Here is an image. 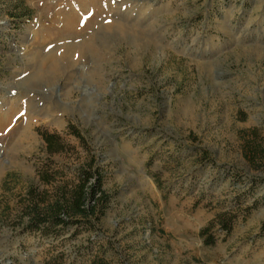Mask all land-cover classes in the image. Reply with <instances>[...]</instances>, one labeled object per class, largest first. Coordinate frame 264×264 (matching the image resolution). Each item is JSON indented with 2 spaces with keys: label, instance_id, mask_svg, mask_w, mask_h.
Wrapping results in <instances>:
<instances>
[{
  "label": "rangeland",
  "instance_id": "obj_1",
  "mask_svg": "<svg viewBox=\"0 0 264 264\" xmlns=\"http://www.w3.org/2000/svg\"><path fill=\"white\" fill-rule=\"evenodd\" d=\"M249 144L264 149V0H0V264H264ZM89 163L101 220L24 231L29 187L53 189L38 168L62 183Z\"/></svg>",
  "mask_w": 264,
  "mask_h": 264
},
{
  "label": "trees",
  "instance_id": "obj_2",
  "mask_svg": "<svg viewBox=\"0 0 264 264\" xmlns=\"http://www.w3.org/2000/svg\"><path fill=\"white\" fill-rule=\"evenodd\" d=\"M45 145L46 154H60L63 144L59 136L43 132L40 134ZM80 139V136H77ZM244 157L249 164L264 170V149L254 148L249 144ZM54 171L42 164L37 170L41 185L53 186L51 192L40 191V186H31L24 197L19 218L24 221L26 232H41L44 236L56 235L59 229L74 227L91 230L104 216L109 196L103 185V176L99 169L89 163L74 170V180L56 183ZM221 232L229 234L233 217L223 214L217 218ZM209 229L201 231L206 237ZM206 245L214 244V239L207 238Z\"/></svg>",
  "mask_w": 264,
  "mask_h": 264
},
{
  "label": "bare ground",
  "instance_id": "obj_3",
  "mask_svg": "<svg viewBox=\"0 0 264 264\" xmlns=\"http://www.w3.org/2000/svg\"><path fill=\"white\" fill-rule=\"evenodd\" d=\"M53 57V56H52Z\"/></svg>",
  "mask_w": 264,
  "mask_h": 264
}]
</instances>
